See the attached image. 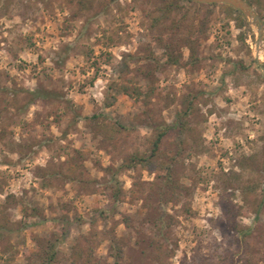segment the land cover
Here are the masks:
<instances>
[{
	"label": "rangeland",
	"instance_id": "rangeland-1",
	"mask_svg": "<svg viewBox=\"0 0 264 264\" xmlns=\"http://www.w3.org/2000/svg\"><path fill=\"white\" fill-rule=\"evenodd\" d=\"M169 1L0 0V224L15 230L3 233L0 264H27L36 238L58 240L60 264H75L72 247L92 224L103 264H115L117 248L121 264H264V39L258 61L251 20L184 0L175 1L197 20L192 35L169 23L151 31ZM253 8L264 25V9ZM166 42L179 45L180 65L166 64ZM123 77L153 90L151 103L114 100L111 86ZM35 91L52 95L34 101ZM187 97L194 114L180 137L176 114ZM97 114L122 134L94 132L87 118ZM151 120L172 129L166 152L177 157L180 184L178 200L157 212L161 232L147 207L156 175L121 170L148 152ZM69 164L78 181L56 178ZM156 242L161 263L153 249L142 254Z\"/></svg>",
	"mask_w": 264,
	"mask_h": 264
},
{
	"label": "trees",
	"instance_id": "trees-1",
	"mask_svg": "<svg viewBox=\"0 0 264 264\" xmlns=\"http://www.w3.org/2000/svg\"><path fill=\"white\" fill-rule=\"evenodd\" d=\"M190 5L198 6L199 8H209L215 5H202L191 2L190 0H184ZM251 6L259 9V13L264 9V0H246ZM233 12L238 13V17L241 22L244 21V16L241 12L236 9L227 6ZM158 16L153 18L151 24V31H156L165 24L169 23L170 27L166 30L176 33H183L185 30L189 34H193L197 26V20L194 17L190 18V11L187 8H183L175 0H171L164 7L159 10ZM181 15V16H180ZM162 35H160L161 37ZM162 42H165L164 40ZM185 45L189 48L191 52L190 60L196 63L197 58H195V50L193 48V43L190 40H187ZM179 45L166 42L164 43V52L166 56V64L172 66L180 65V58L182 54L179 53L176 56L177 48ZM154 56L148 58L150 65L155 66L157 70L158 63L153 58ZM159 69V68H158ZM144 76L150 80H155V71H142ZM111 90L114 92V100H117L118 97L125 95L136 101H145V104H150L154 91L144 93L142 89L135 83L134 79H125L121 78L120 82H116L111 86ZM34 101L39 98L49 99L51 93L35 91L31 94ZM195 98L187 97L182 102V109L179 110L176 114V125L175 129L177 130L180 137L186 134L189 130V118L194 114V103ZM112 104H108V107H111ZM89 127L96 132L97 134L109 137L110 140L116 139V137L122 134V131L125 129L123 126H119L116 123H113L110 118L105 114H97L91 118H87ZM149 128L153 130V137L149 141V150L145 154L140 152L133 153L129 160L125 161V164L121 170H129L140 166L143 170L147 171L150 174H155V182L151 184V191L149 201L154 202V208L150 204L147 205L149 209L154 211L153 217L149 222H152L154 227L160 232L164 229L165 222L161 219V216L157 213L159 208L163 205L169 204L172 201H177L179 195L180 184L176 175L175 166L177 163V157L171 156L166 152V143L169 139L172 129L164 122L156 123L152 120L146 124ZM182 144H179L181 146ZM78 169L76 165H68L66 168H62L56 173V178H62L65 181H78L77 176ZM46 184V182H45ZM44 184V185H45ZM156 203V204H155ZM125 223L130 222L129 218H124ZM128 225V224H127ZM15 230L9 227L8 221L0 224V240H4L3 233H12ZM115 230L107 232L108 239L116 241ZM250 230L249 232H252ZM110 233V234H109ZM250 234V233H249ZM99 234L96 231L94 224L91 225V232L88 236L81 235L76 239L75 244L72 247V260L75 264H103L101 259L97 257V248L99 245ZM37 250L32 255V259H29L27 264H60V255L58 252V240L52 239H42L36 238L35 240ZM152 255L150 254L151 250ZM164 253L163 246H160L157 242L151 244L149 247H142V254L144 256H154L157 261L162 262V255ZM115 264H121L124 259V252L122 248H117L114 255ZM264 261V260H263Z\"/></svg>",
	"mask_w": 264,
	"mask_h": 264
},
{
	"label": "water",
	"instance_id": "water-1",
	"mask_svg": "<svg viewBox=\"0 0 264 264\" xmlns=\"http://www.w3.org/2000/svg\"><path fill=\"white\" fill-rule=\"evenodd\" d=\"M191 2L202 5H225L236 9L241 12L246 18L252 21V23L258 28V45L263 42L264 39V25L255 12V9L245 0H190ZM264 72V68H263Z\"/></svg>",
	"mask_w": 264,
	"mask_h": 264
},
{
	"label": "bare ground",
	"instance_id": "bare-ground-1",
	"mask_svg": "<svg viewBox=\"0 0 264 264\" xmlns=\"http://www.w3.org/2000/svg\"><path fill=\"white\" fill-rule=\"evenodd\" d=\"M257 57H258V61H262L263 59V53L261 51V46L259 45L258 49H257Z\"/></svg>",
	"mask_w": 264,
	"mask_h": 264
}]
</instances>
